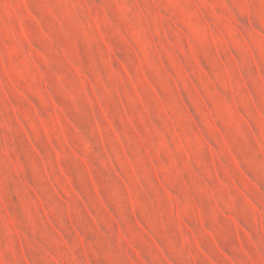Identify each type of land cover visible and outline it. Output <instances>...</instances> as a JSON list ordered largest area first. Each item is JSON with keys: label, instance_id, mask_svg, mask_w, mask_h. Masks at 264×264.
Masks as SVG:
<instances>
[{"label": "rangeland", "instance_id": "obj_1", "mask_svg": "<svg viewBox=\"0 0 264 264\" xmlns=\"http://www.w3.org/2000/svg\"><path fill=\"white\" fill-rule=\"evenodd\" d=\"M0 264H264V0H0Z\"/></svg>", "mask_w": 264, "mask_h": 264}]
</instances>
